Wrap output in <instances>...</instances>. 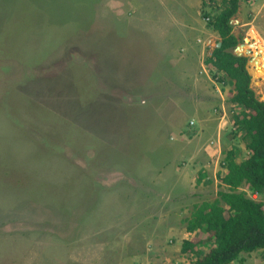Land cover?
Returning a JSON list of instances; mask_svg holds the SVG:
<instances>
[{
  "label": "rangeland",
  "instance_id": "374dc122",
  "mask_svg": "<svg viewBox=\"0 0 264 264\" xmlns=\"http://www.w3.org/2000/svg\"><path fill=\"white\" fill-rule=\"evenodd\" d=\"M220 8L0 0V264H190L207 252L210 241L181 252L202 235L187 221L226 190V154L247 156L243 108L205 62ZM230 26L229 51L264 102V0H239ZM231 264H264V250Z\"/></svg>",
  "mask_w": 264,
  "mask_h": 264
},
{
  "label": "trees",
  "instance_id": "16d2710c",
  "mask_svg": "<svg viewBox=\"0 0 264 264\" xmlns=\"http://www.w3.org/2000/svg\"><path fill=\"white\" fill-rule=\"evenodd\" d=\"M201 2L221 6L210 22L220 38L219 46L212 50L205 62L229 79L233 86L231 100L243 108L234 125L242 132L241 140L247 156L237 163L232 152L226 154L221 164L223 173L218 175L226 190H219L214 201L193 208L185 230L189 234L199 231L202 235L197 241L184 240L181 252L198 254L200 242L210 241L207 252L190 264H231L242 253L264 250V202L238 192L244 185L255 194H264V102L250 87L247 58L229 51L238 44L230 20L237 13L239 0ZM204 177L199 174L197 184Z\"/></svg>",
  "mask_w": 264,
  "mask_h": 264
},
{
  "label": "built area",
  "instance_id": "2783aa9c",
  "mask_svg": "<svg viewBox=\"0 0 264 264\" xmlns=\"http://www.w3.org/2000/svg\"><path fill=\"white\" fill-rule=\"evenodd\" d=\"M255 194V193H254ZM257 195L258 194H255V195H253V197H251V198H253V199H257Z\"/></svg>",
  "mask_w": 264,
  "mask_h": 264
},
{
  "label": "crops",
  "instance_id": "0c3cea01",
  "mask_svg": "<svg viewBox=\"0 0 264 264\" xmlns=\"http://www.w3.org/2000/svg\"><path fill=\"white\" fill-rule=\"evenodd\" d=\"M221 170H223V167L221 168ZM222 173H223V171H222Z\"/></svg>",
  "mask_w": 264,
  "mask_h": 264
},
{
  "label": "water",
  "instance_id": "95a60500",
  "mask_svg": "<svg viewBox=\"0 0 264 264\" xmlns=\"http://www.w3.org/2000/svg\"><path fill=\"white\" fill-rule=\"evenodd\" d=\"M219 46V45H218ZM240 56V55H239Z\"/></svg>",
  "mask_w": 264,
  "mask_h": 264
}]
</instances>
